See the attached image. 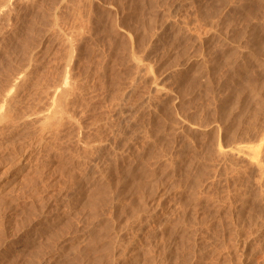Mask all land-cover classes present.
I'll return each instance as SVG.
<instances>
[{"label":"rangeland","instance_id":"obj_1","mask_svg":"<svg viewBox=\"0 0 264 264\" xmlns=\"http://www.w3.org/2000/svg\"><path fill=\"white\" fill-rule=\"evenodd\" d=\"M40 1L6 38L0 86L27 65L20 114L63 74L75 95L61 131L16 144L32 180L0 196V264H264V0ZM56 204L68 216L20 248Z\"/></svg>","mask_w":264,"mask_h":264},{"label":"bare ground","instance_id":"obj_2","mask_svg":"<svg viewBox=\"0 0 264 264\" xmlns=\"http://www.w3.org/2000/svg\"><path fill=\"white\" fill-rule=\"evenodd\" d=\"M40 0H0V53L2 51H4L6 48H4V43H6V38L7 36H10L9 34H16L19 29V27L21 26V24H23V20H26L25 18L28 17L27 15V12L32 8H34V6L39 2ZM61 2H63L64 0H60ZM44 2V1H42ZM59 2V1H58ZM68 2V1H67ZM47 7V6H46ZM34 10V9H33ZM32 10V11H33ZM31 11V10H30ZM25 22V21H24ZM166 26V25H165ZM22 27V26H21ZM164 26L162 27V29L160 28V32H158L155 36V39H154V42L158 41L160 39V37H162V35L164 34ZM167 30V29H166ZM165 30V31H166ZM15 37V36H14ZM11 39V38H10ZM65 39H67L65 37ZM67 39V40H64L66 41L67 45L69 48H71V42L72 40ZM8 41V40H7ZM153 42V44H154ZM154 47V45H153ZM4 48V50H3ZM68 51V50H67ZM66 51V52H67ZM69 52V51H68ZM3 53V52H2ZM6 54V52H5ZM67 54V53H66ZM69 55V57H68ZM67 56H65V62H64V65L63 66H67V65H70L68 64V60L71 58L70 56L72 55L71 52L68 53ZM66 57H68V59L66 60ZM73 57V56H72ZM135 59V57H134ZM139 59V58H138ZM134 60V63L137 67V70L140 72H144L146 71V68L145 65H147L146 63H142L140 62L139 60ZM62 61V60H61ZM31 64V62H30ZM63 64V63H62ZM29 65V64H28ZM32 66V65H31ZM148 66V65H147ZM14 67V66H13ZM24 68H21L19 67V70H15V72L11 75H8L10 76V78L8 77V80L7 79H4V81L6 80V82L1 86H0V151L2 152H8V154H10L9 157H7V160L8 162H6L7 164L5 165L4 163L5 162H2V157H0V165L3 163L5 165V167L3 168V170H1V173H0V196H3L5 194H7L9 192V190L17 185H19L21 182L23 181H26L25 179H28V182L31 183L30 181L32 180V177H31V173H30V170L31 168H33V164L30 162V158L28 157L29 153H28V149L27 147H30L28 146L29 144H27V149H20L21 147H19L20 145H23V141H22V138H26L27 136H31L32 134L34 135V133L36 134L37 131H43L45 132L46 135H48V133H52V130L54 131L55 129H52V126H54V124L57 126V124L59 123L60 124V121L64 120L65 119L67 120L68 119V116L66 114V112L64 111L66 107L65 104H69V99L68 102H66V100H64L66 103L63 105L62 107V98L65 96V95H71V93L73 92V89L71 90V93H70V87L69 84L70 81H67V77L63 74L62 76L58 77V81L55 82L56 84L55 85H51L48 87L46 86V89L44 90V93H43V97L41 96V99L40 100V103H37V105L39 104L40 107H38L37 109H35V106L31 107L32 109H30V111H26L24 110L23 113H18L17 110H18V107L20 106V99L18 98V96L20 97L19 93L20 91L22 90L21 88L24 87L23 84L26 83L24 81H26L28 78V67L26 65L23 66ZM33 67V66H32ZM35 67V66H34ZM31 68V67H30ZM9 69V68H8ZM13 69V68H11ZM16 69V68H14ZM63 69V68H62ZM65 69V67H64ZM67 69V68H66ZM65 69V71H66ZM9 71V70H8ZM68 72V71H67ZM33 73V72H32ZM63 73V72H62ZM66 73V72H64ZM35 74V73H34ZM61 74V73H60ZM31 76V75H30ZM68 76V74H67ZM6 77V76H5ZM70 77V76H69ZM31 79V77H30ZM68 79V80H69ZM42 81V80H41ZM55 81V80H53ZM29 82V81H28ZM38 82V81H37ZM48 82H51V81H48ZM48 82H44V84L48 83ZM69 82V83H68ZM3 83V81H2ZM23 83V84H22ZM54 83V82H51V84ZM72 85H73V81L71 82ZM22 84V86H21ZM29 84V83H28ZM69 84V85H68ZM26 85V84H25ZM39 85V83H38ZM42 86V85H40ZM39 86V87H40ZM44 86V88H45ZM28 87V86H27ZM73 87V86H72ZM38 88V87H37ZM41 88V87H40ZM43 88V89H44ZM75 89V87H73ZM154 88L159 91V92H163L162 88H160L159 86H157V84H154ZM30 89V88H29ZM28 89V90H29ZM43 89H40V90H43ZM39 90V89H38ZM23 91V90H22ZM25 91V90H24ZM33 91V90H32ZM43 92V91H42ZM41 92V93H42ZM22 93V92H21ZM20 93V94H21ZM39 93V91H38ZM36 94V93H35ZM73 94V93H72ZM24 95V94H23ZM34 95V94H33ZM40 95V94H39ZM75 95V94H73ZM25 96V95H24ZM23 96V97H24ZM38 96V94H37ZM36 96V97H37ZM22 97V100L24 101L25 99H23ZM66 98V96L64 97ZM63 98V99H64ZM68 98H71V96H69ZM19 99V101H18ZM39 99V98H38ZM36 98V102L38 100ZM67 99V98H66ZM73 99V98H72ZM35 101V100H34ZM30 102V101H29ZM39 102V100H38ZM71 102V101H70ZM34 103V102H33ZM35 104V103H34ZM21 105L24 106V102L21 103ZM27 105V103H26ZM70 105V104H69ZM29 106V105H28ZM27 106V107H28ZM22 107V106H21ZM20 107V108H21ZM25 109V108H24ZM64 109V110H63ZM69 109V108H68ZM22 111V110H21ZM68 111V110H66ZM69 112V111H68ZM67 112V113H68ZM70 115V113H69ZM71 116V115H70ZM71 120V119H70ZM58 121V123H57ZM68 123H69V120H67ZM66 121V122H67ZM65 122H63L64 124ZM74 123V122H73ZM62 122L60 125H63ZM72 124V123H70ZM54 126L55 128H57V131L60 127V129L62 128V126ZM75 125H78V124H75ZM72 126V125H71ZM64 127V126H63ZM75 127V126H74ZM59 129V130H60ZM197 131H200L201 129L200 128H197L196 129ZM195 130V131H196ZM61 131V130H60ZM38 132V135H40V133ZM47 132V133H46ZM55 133V132H54ZM58 133V132H57ZM37 135V136H38ZM50 135V134H49ZM52 135V134H51ZM54 135V134H53ZM32 137V136H31ZM39 137V136H38ZM43 137H44V134H43ZM52 137V136H51ZM50 137V138H51ZM29 138V137H27ZM41 138V137H40ZM49 138V136H48ZM120 138V137H119ZM33 139V137H32ZM32 139H31V142H32ZM36 140V138H34ZM38 139V138H37ZM60 139V138H59ZM24 140V139H23ZM28 140V139H27ZM45 140V139H44ZM47 140V139H46ZM78 140V139H77ZM81 140V139H80ZM22 141L21 143L23 144H20L19 146H17L16 144L18 142ZM29 141V140H28ZM25 142V143H28ZM39 142L41 141L40 139L38 140ZM49 141V140H48ZM51 141V140H50ZM56 141V140H55ZM106 141V140H105ZM37 142V141H36ZM35 142V144H36ZM39 142L37 144H39ZM84 142V141H83ZM86 143L82 146H88L89 149H91V145H95V144H88L89 142L88 141H85ZM88 142V143H87ZM92 142V141H90ZM93 142H97V141H93ZM92 142V143H93ZM99 142V141H98ZM97 142V143H98ZM44 143V142H43ZM46 143V142H45ZM44 143V145H45ZM80 143V141H79ZM96 143V147L97 149H103L105 148L106 149V142L105 143H99L97 144ZM32 144V143H31ZM34 144V143H33ZM32 144V145H33ZM34 144V145H35ZM36 144V145H37ZM53 144V143H52ZM83 144V143H81ZM43 145V144H42ZM55 145V144H54ZM108 145V144H107ZM15 146H17V148L19 147V149H17ZM25 146V145H24ZM23 146V147H24ZM46 146V145H45ZM44 146V147H45ZM53 146V145H52ZM43 147V146H42ZM51 147V146H50ZM83 147V148H84ZM94 147V146H93ZM92 147V149H93ZM96 147H94L96 149ZM85 147V149H88ZM242 148V147H241ZM239 148L238 146H236V148H222L220 147L219 148V153L221 155H234V156H239L241 152H243V148L241 149ZM33 149V148H32ZM41 149V148H40ZM48 149V148H47ZM91 149V150H92ZM49 150V149H48ZM94 150V149H93ZM38 151V150H36ZM44 151V150H43ZM53 151V150H52ZM34 152V151H33ZM41 152V151H40ZM245 152V151H244ZM101 153V152H100ZM246 153V152H245ZM34 154V153H33ZM38 154V152H37ZM32 155V154H31ZM36 155V153H35ZM96 155V154H95ZM98 156V155H97ZM242 156V155H241ZM33 157V155H32ZM245 157V156H244ZM35 158V157H33ZM32 158V159H33ZM94 158V157H93ZM38 159H40V157H38ZM45 159V158H43ZM36 160V159H35ZM93 160V159H92ZM4 161V160H3ZM6 161V160H5ZM37 163V162H36ZM50 164V163H49ZM4 165H1V166H4ZM32 165V166H31ZM38 165V164H37ZM92 166V165H91ZM39 167V166H38ZM90 167V166H89ZM92 168V167H91ZM97 168V167H96ZM57 169V168H56ZM89 169V168H88ZM103 170V169H102ZM46 171V170H45ZM85 171V170H84ZM71 172V171H70ZM91 172V171H90ZM76 173V172H74ZM96 173V172H95ZM34 174V173H33ZM102 174V173H101ZM84 175V174H83ZM46 176V175H45ZM89 176V175H88ZM87 174H86V177H88ZM101 176V175H100ZM81 178L79 177L76 178L78 179L76 182H74V186H73V189H71L70 191L72 192L73 194V200L75 201V204H76V200H79L87 195H89V193L91 192V189H92V183H90V181L88 180V178ZM34 178V177H33ZM71 179V178H70ZM91 179V178H90ZM102 179V178H101ZM35 180V179H34ZM33 180V181H34ZM92 180V179H91ZM99 181V180H98ZM27 182V181H26ZM92 182V181H91ZM28 183V184H29ZM34 183V182H33ZM22 184V183H21ZM108 184V183H107ZM30 185V184H29ZM32 185V184H31ZM37 185V184H36ZM73 185V184H72ZM20 186V185H19ZM27 186V185H25ZM18 187V186H17ZM36 187V186H35ZM66 187V186H65ZM98 187V186H97ZM141 187V186H140ZM114 188V187H113ZM59 189V188H58ZM16 190V189H15ZM18 190V189H17ZM14 191V190H12ZM19 191V190H18ZM69 191V190H68ZM106 192V191H105ZM14 193V192H13ZM17 193V192H16ZM15 193V195H16ZM67 193V192H66ZM112 193V192H111ZM114 193V192H113ZM116 193V192H115ZM10 194V193H9ZM8 194V195H9ZM25 194V193H24ZM34 194V193H33ZM60 194V193H59ZM91 194V193H90ZM14 195V194H13ZM53 195V194H52ZM58 196V195H57ZM110 196V195H109ZM10 197V195L8 196V198ZM20 197V196H19ZM50 197V196H49ZM70 197V196H69ZM97 197V196H96ZM7 198V197H6ZM7 198V199H8ZM66 198V196L64 197ZM6 199V200H7ZM67 199V198H66ZM69 199V198H68ZM95 199V198H94ZM113 199V198H112ZM116 199V197H115ZM4 200V199H3ZM11 200V199H10ZM37 200V199H36ZM72 200V199H70ZM72 200V201H73ZM103 200V199H102ZM8 201V200H7ZM12 201V200H11ZM64 201V200H63ZM62 202L61 205H63L64 203ZM82 201V200H81ZM15 202V201H13ZM12 202V203H13ZM16 202H17V198H16ZM43 202V201H42ZM57 202V201H56ZM37 203V202H36ZM60 203V202H59ZM68 203H69V200H68ZM70 203L72 204V202L70 201ZM74 203V202H73ZM115 203V202H114ZM14 204V203H13ZM20 204V203H19ZM79 204V203H77ZM76 204V205H77ZM104 204V203H103ZM12 206V204H10ZM29 205V204H28ZM51 205V204H50ZM57 205V204H56ZM60 206H55L54 209H50V211L48 212H43L42 213L40 211V214L39 216H36L34 218H31V221L28 225V229L23 231V233L21 235H19L15 240H16V243H18V246L20 248H25L29 245L30 241L32 239H36L40 236H44L43 234L48 231H50L51 229H53L54 226H56L61 220L62 218L64 217V215H67L65 214L64 212V208H66V206L63 208ZM74 205V204H73ZM75 205V206H76ZM14 206V205H13ZM18 206V205H16ZM70 206V205H69ZM78 206V205H77ZM15 207V206H14ZM51 207V206H50ZM1 208H4V205L3 207ZM13 208V207H12ZM17 208V207H16ZM70 208H73V207H69ZM106 208V207H105ZM43 209V208H42ZM2 210V209H1ZM8 210V209H6ZM46 211V210H45ZM67 211V210H66ZM88 211V210H87ZM161 211V210H160ZM13 212V211H12ZM157 212V211H156ZM35 213V212H34ZM33 213V215H34ZM158 213V212H157ZM70 214V213H68ZM78 214V213H77ZM97 214V213H96ZM154 214V212L152 213ZM3 215V214H2ZM31 215V214H30ZM14 216V215H13ZM20 216V215H19ZM68 216V215H67ZM73 216V215H72ZM88 216V215H87ZM153 216V215H152ZM151 216V217H152ZM2 218V217H1ZM17 222V221H16ZM15 222V223H16ZM20 223V222H19ZM27 223V224H28ZM97 223V222H96ZM8 226V225H7ZM11 227V226H10ZM13 228V227H12ZM104 228V227H103ZM3 230V229H2ZM13 230V229H12ZM90 230V229H89ZM64 231V230H63ZM12 232V231H10ZM91 233V232H90ZM93 233V232H92ZM64 234V233H63ZM8 235V234H7ZM59 235V234H58ZM12 237V236H11ZM106 237V236H105ZM108 237V236H107ZM10 238V237H9ZM41 239V238H40ZM61 239V238H60ZM103 239V238H102ZM45 241V240H44ZM96 241V240H95ZM135 241V240H134ZM59 242V241H58ZM111 243V242H110ZM113 246V245H112ZM97 247V246H96ZM135 247V246H134ZM49 248V247H48ZM139 249V248H138ZM109 251V250H108ZM45 252V251H44ZM26 253V252H25ZM46 253V252H45ZM109 254V253H108ZM30 255V254H29ZM118 255V253H117ZM122 256V255H121ZM50 258V257H49ZM81 258V257H80ZM129 258V257H128ZM36 259V258H35ZM60 259V258H59ZM62 259V258H61ZM113 259V258H112ZM120 259V258H119ZM131 259V258H130ZM76 260V259H75ZM78 260V259H77ZM127 261V260H126ZM64 262V261H63ZM112 262V261H111ZM116 262V261H115ZM120 262V261H119ZM104 264V263H103Z\"/></svg>","mask_w":264,"mask_h":264}]
</instances>
